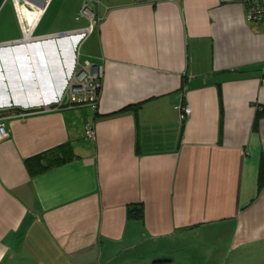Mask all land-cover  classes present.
<instances>
[{"label": "crops", "instance_id": "crops-1", "mask_svg": "<svg viewBox=\"0 0 264 264\" xmlns=\"http://www.w3.org/2000/svg\"><path fill=\"white\" fill-rule=\"evenodd\" d=\"M91 2L0 0V264H264V18ZM76 61L95 105L57 103Z\"/></svg>", "mask_w": 264, "mask_h": 264}, {"label": "built area", "instance_id": "built-area-1", "mask_svg": "<svg viewBox=\"0 0 264 264\" xmlns=\"http://www.w3.org/2000/svg\"><path fill=\"white\" fill-rule=\"evenodd\" d=\"M100 2V0H95ZM246 2V17L253 21H258L264 18V0H245ZM81 13L91 19L93 12L87 10L86 1L84 0ZM90 26L79 30L75 35H79L80 39L85 37L91 30ZM72 35L71 33L62 34L60 36ZM101 66L86 61L83 64H79L77 61L74 63L71 69L62 93L57 99L58 104H64L67 106H78L84 104L95 105L97 103V91L101 85ZM180 110V119H183L186 114L190 112L188 105L177 106ZM8 132L5 127V123L0 116V139L7 136ZM86 135L92 136L93 130L90 125L86 124Z\"/></svg>", "mask_w": 264, "mask_h": 264}, {"label": "rangeland", "instance_id": "rangeland-1", "mask_svg": "<svg viewBox=\"0 0 264 264\" xmlns=\"http://www.w3.org/2000/svg\"><path fill=\"white\" fill-rule=\"evenodd\" d=\"M85 1H86L87 10H91V6L93 5V3L91 2L92 0H85ZM201 242H203V241H201ZM201 242H199V243H201ZM202 245L204 246L205 243ZM197 247H199V246H197ZM127 258H128V256H125L124 258L121 259V257L118 256V258L114 262H112L111 264H129V260Z\"/></svg>", "mask_w": 264, "mask_h": 264}, {"label": "trees", "instance_id": "trees-1", "mask_svg": "<svg viewBox=\"0 0 264 264\" xmlns=\"http://www.w3.org/2000/svg\"><path fill=\"white\" fill-rule=\"evenodd\" d=\"M32 160L36 161L37 158H34ZM261 172H264V160H261L260 162V172H259L260 174L258 175L259 182L262 181V179H264V174H262Z\"/></svg>", "mask_w": 264, "mask_h": 264}]
</instances>
